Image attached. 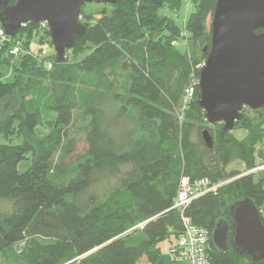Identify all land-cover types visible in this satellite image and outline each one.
Here are the masks:
<instances>
[{
    "label": "trees",
    "instance_id": "1",
    "mask_svg": "<svg viewBox=\"0 0 264 264\" xmlns=\"http://www.w3.org/2000/svg\"><path fill=\"white\" fill-rule=\"evenodd\" d=\"M166 1L178 13L180 0H118L110 14L103 11L86 24L85 36L70 51L77 59L71 66L41 56V44H51L41 24H27L0 45V102L18 95L19 104L0 119V137L23 139L0 144V202L12 206L0 211V264H164L159 245L166 239L171 264H183L170 254L185 231L181 214L171 209L182 178H208L216 185L231 177L226 168L234 162L246 171L196 199L185 216L212 237L220 219L230 220L235 203L251 199L264 207V170L251 173L264 165V110L245 111L234 128L247 133L239 140L233 131L224 135L222 125L207 123L199 86L195 99L183 105L193 78L200 80L204 49L211 47L217 0H200L183 29L158 15ZM36 36L37 50L27 43ZM181 38L185 54L176 48ZM17 42L22 51L14 56ZM10 58L22 59L20 75L15 71L13 82H6L3 67ZM81 113L89 118L86 152L68 167L54 166L60 149L74 151L72 132ZM44 114L53 121L41 135ZM24 162L30 167L20 171ZM209 255L214 264H264L238 256L229 238L224 253L211 238Z\"/></svg>",
    "mask_w": 264,
    "mask_h": 264
},
{
    "label": "water",
    "instance_id": "2",
    "mask_svg": "<svg viewBox=\"0 0 264 264\" xmlns=\"http://www.w3.org/2000/svg\"><path fill=\"white\" fill-rule=\"evenodd\" d=\"M118 0H0V24L10 38L29 23H46L56 52V64L85 36L80 22L86 4H116ZM261 30L262 32L258 33ZM200 71L199 108L210 126L222 125L225 135L245 117V111L264 110V0H217L211 47ZM206 146L213 147L209 132H203ZM231 235L229 237V233ZM212 243L219 253L231 247L238 256L253 261L264 259V224L251 199L230 208V220L220 219Z\"/></svg>",
    "mask_w": 264,
    "mask_h": 264
},
{
    "label": "rangeland",
    "instance_id": "3",
    "mask_svg": "<svg viewBox=\"0 0 264 264\" xmlns=\"http://www.w3.org/2000/svg\"><path fill=\"white\" fill-rule=\"evenodd\" d=\"M173 1V0H172ZM200 0H180L179 3V11L178 13H175L172 10L171 5L168 4V2L166 1L164 3V6L162 8L159 9L158 11V15L160 17H168L170 19L175 20V22L180 26V28H184L186 22L188 21V19L191 17L192 14L196 13L197 10V3ZM114 7L112 6V4H86L82 7L81 9V16H80V22L84 25L88 24V23H94L97 19H99L102 15L103 11H106L108 14H110L113 11ZM185 32V31H184ZM46 36V34H45ZM187 39L190 38V34L186 33ZM48 37L46 36V41H48L47 39ZM30 40V41H29ZM45 39H43L44 41ZM39 39L36 38H31L28 39L27 43L28 46L33 49H38L41 48L39 46ZM190 43V40H188ZM18 44H20V42H17ZM47 43V42H46ZM41 44V43H40ZM41 46H43V57H45L44 52L47 50L48 51V55L50 56L49 59H51L52 57H56V52L53 48L52 42L51 44H44L42 43ZM176 48L179 52H181L182 54H185L187 52V41L184 38H181L178 42H176ZM42 50V49H41ZM34 51V50H33ZM42 53V52H41ZM55 55V56H54ZM75 56L71 53L68 52L66 54V59L65 62L66 65L71 66L74 63H76ZM22 62V59L19 58H10L9 61L7 62L9 65H6L3 67V72H4V79L6 82H13L14 80V72L16 71V75H20L18 73V71L16 70V66H20ZM205 63V61H204ZM13 71V72H12ZM54 70H52V72H54ZM22 78H24V76L21 75ZM113 77H110L109 80H113ZM103 90L105 89H109V85L106 84L105 88L103 85ZM117 90V89H116ZM106 91V90H105ZM114 92V91H113ZM111 92L112 95H114V93L118 92ZM18 95H15L14 97H11L9 99H6L2 102H0V119L4 118L5 116H7L8 114H11L14 109H16L18 107ZM120 103H123V100L119 101ZM130 113H132L135 116V119H137L136 114L134 111H132V109H130ZM250 116H253L252 113H249ZM76 126L72 132V136L75 138L74 141V151H70L69 153L64 152V150L60 149L57 154L54 156L53 158V165L54 166H60V167H68L72 164H74L79 156H82L86 150H87V143H86V136H85V132L86 129L88 127L89 124V118L86 115V113H81L80 115L76 116ZM52 115L51 114H44L43 116V120H42V125L40 126L38 133H40L41 135H45L48 134L51 130V124H52ZM14 133V131H13ZM12 133V136H13ZM233 134L239 139V140H243L246 136V132L245 131H241V130H233ZM31 143L35 144L36 140L34 138H27ZM194 140H197V136L194 135ZM23 143V139L17 137V136H13L10 139H6L3 136L0 137V144H11V145H19ZM262 155V154H261ZM30 167V163L29 162H24L19 166V170L20 171H25L27 168ZM262 168L264 167V165H259L257 168ZM245 167L240 165L239 163H235L233 165H230L226 168L227 173L230 174V178L226 179V180H222L218 183H216V185L222 184V186L227 185L229 183H231L234 179H236L237 175L239 173H243L246 170L244 169ZM256 168V169H257ZM254 169V170H256ZM243 170V171H242ZM260 172V170L255 171V174H258ZM233 175V176H232ZM203 179V178H200ZM200 179H195V180H200ZM192 183L194 182L193 179H191ZM221 186V187H222ZM0 211L2 212H11L12 211V206L9 202H0ZM261 215L264 216V207H262L260 209ZM171 246V243L168 239H166L164 242H162L159 247L161 249V254H160V260L164 262V264H170L171 260L167 255V250L168 248ZM141 264H146L144 261H141Z\"/></svg>",
    "mask_w": 264,
    "mask_h": 264
},
{
    "label": "built area",
    "instance_id": "4",
    "mask_svg": "<svg viewBox=\"0 0 264 264\" xmlns=\"http://www.w3.org/2000/svg\"><path fill=\"white\" fill-rule=\"evenodd\" d=\"M42 28L49 31L46 23H40ZM8 41L3 28L0 26V45L5 44ZM21 45L17 44L13 46L10 53L11 55L17 56L22 51ZM45 56L48 55V51L44 52ZM43 57V51L41 53ZM204 65V64H203ZM200 66V68L203 67ZM49 70L53 68L51 61L47 62ZM199 86V79L193 78L191 86L187 89L184 103V108L195 99V89ZM257 170H264V167L257 168L251 171L254 173ZM222 184L213 185L208 178L200 180H194L192 183L189 177H183L179 186L177 197L174 205L171 208L181 214V221L185 228L179 239L177 248H172L170 254L179 255L183 259V264H214L212 259L209 257L211 235L203 229L197 228L192 225L191 220L185 216L186 209L198 198L208 194L216 192Z\"/></svg>",
    "mask_w": 264,
    "mask_h": 264
},
{
    "label": "crops",
    "instance_id": "5",
    "mask_svg": "<svg viewBox=\"0 0 264 264\" xmlns=\"http://www.w3.org/2000/svg\"><path fill=\"white\" fill-rule=\"evenodd\" d=\"M235 163H239L240 165L244 166L245 167L244 169L246 170V166L242 162H234L233 164H235ZM233 164H231V165H233ZM170 264H171V262H170Z\"/></svg>",
    "mask_w": 264,
    "mask_h": 264
},
{
    "label": "bare ground",
    "instance_id": "6",
    "mask_svg": "<svg viewBox=\"0 0 264 264\" xmlns=\"http://www.w3.org/2000/svg\"><path fill=\"white\" fill-rule=\"evenodd\" d=\"M8 37V36H7ZM8 38H10V37H8Z\"/></svg>",
    "mask_w": 264,
    "mask_h": 264
}]
</instances>
